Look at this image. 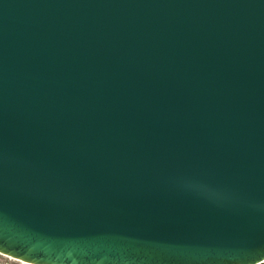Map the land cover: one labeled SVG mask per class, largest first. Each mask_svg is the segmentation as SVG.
<instances>
[{
    "label": "water",
    "instance_id": "water-1",
    "mask_svg": "<svg viewBox=\"0 0 264 264\" xmlns=\"http://www.w3.org/2000/svg\"><path fill=\"white\" fill-rule=\"evenodd\" d=\"M0 252L264 264V0H0Z\"/></svg>",
    "mask_w": 264,
    "mask_h": 264
},
{
    "label": "bare ground",
    "instance_id": "bare-ground-1",
    "mask_svg": "<svg viewBox=\"0 0 264 264\" xmlns=\"http://www.w3.org/2000/svg\"><path fill=\"white\" fill-rule=\"evenodd\" d=\"M0 255H3V256H5V257L10 258V259H13V260H16V261L20 262V264H21V263H22V264H33V263L26 262V261H24V260H21V259H19V258L13 257V256H11V255H9V254H6V253H3V252H0ZM0 264H12V263L0 262Z\"/></svg>",
    "mask_w": 264,
    "mask_h": 264
},
{
    "label": "rangeland",
    "instance_id": "rangeland-1",
    "mask_svg": "<svg viewBox=\"0 0 264 264\" xmlns=\"http://www.w3.org/2000/svg\"><path fill=\"white\" fill-rule=\"evenodd\" d=\"M0 262H6V263H12V264H20V262H18L16 260H13V259H10V258H7V257H5L3 255H0Z\"/></svg>",
    "mask_w": 264,
    "mask_h": 264
}]
</instances>
